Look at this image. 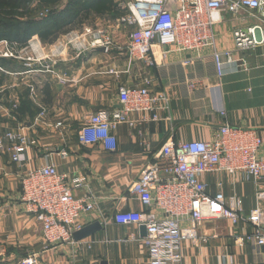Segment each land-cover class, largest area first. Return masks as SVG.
Returning a JSON list of instances; mask_svg holds the SVG:
<instances>
[{
	"label": "crops",
	"instance_id": "crops-1",
	"mask_svg": "<svg viewBox=\"0 0 264 264\" xmlns=\"http://www.w3.org/2000/svg\"><path fill=\"white\" fill-rule=\"evenodd\" d=\"M113 1L120 10L131 0ZM117 10L115 8L118 14ZM79 17L83 18L81 24L76 22L72 32L61 34L63 39L59 37L49 44L33 34L24 46L26 54L31 53L34 59L45 56L47 64L65 83L59 84L48 75L37 73L39 67L35 63L31 64L33 71H27L17 62L5 64L7 69L22 73L12 77L8 84H0V132H14L25 125L23 132L35 145L29 147L28 160L24 164H12L10 153L0 151V264H18L30 254H36L40 264H148L142 227L116 224L113 217L119 212L145 211L127 191L164 143L208 141L219 126L228 124L254 130L263 142L258 157L264 158V45L233 51L232 59L238 62L225 66L222 80L213 75L211 49L203 51V61H196L190 67H182L179 63L189 56L170 53L164 58L159 47L154 49L158 68L128 64L124 48L128 37L119 42L111 35L114 49L109 53L93 50L77 58L75 53L62 57L68 54L63 46L71 33L86 35L89 30L92 34L81 38L88 44L97 30L109 36V27L115 35L128 28L118 23L123 19L120 16L102 17L92 10L88 19L83 15ZM255 24L264 28V20L257 12L243 11L236 16L223 13L213 26L217 50H233L232 32ZM47 50L50 54H46ZM191 57H195L194 54ZM143 74L152 80L151 90H164L169 96V108L161 113V120L142 123L140 115H130L132 124L122 123L113 132L116 148L112 151L105 150L99 143L79 144L77 134L81 125L97 111L118 109V89L140 86ZM186 76L202 82L192 94L186 93L183 85ZM30 87L34 89L33 94ZM26 89L28 100L37 113L32 120L22 122L12 115L8 105L12 102L18 107ZM42 111L44 114L40 116ZM58 122L61 128H55ZM50 164L69 180L86 179L85 185L74 194L77 198L92 197L96 207L91 213H83L77 225L82 228L99 223L102 229L97 234L77 243L72 241L46 248L40 225L20 202L19 179L31 169ZM202 179L210 191L220 182L225 195H234L245 214L256 208L252 183L222 174ZM262 205L264 207V200ZM182 226L193 227L187 221ZM248 231L247 224L236 228L226 220L196 226L195 237L183 243L182 264H264V247L239 245L236 240Z\"/></svg>",
	"mask_w": 264,
	"mask_h": 264
},
{
	"label": "built area",
	"instance_id": "built-area-1",
	"mask_svg": "<svg viewBox=\"0 0 264 264\" xmlns=\"http://www.w3.org/2000/svg\"><path fill=\"white\" fill-rule=\"evenodd\" d=\"M121 8L127 10V15L118 23L132 27L124 45L128 64L158 68L154 49L159 47L164 58L170 53L189 56L179 63L182 67H190L196 61H203V51L211 49L209 58L213 75L222 80L225 66L238 62L232 59L233 51H247L264 45V28L259 24L235 29L232 32L234 49L223 52L217 50L213 32V26L223 13L236 16L243 11L257 12L264 20V0H131ZM85 33H71L64 43V46H72L75 58L97 47L104 48L105 53L114 49V40L106 32L95 31L88 44L81 38L92 33L89 30ZM15 45L0 41V58L18 59ZM191 54L195 57L190 58ZM32 63L38 65L37 73L48 75L59 84L65 83L47 64L45 56L28 57L24 65L27 71H33ZM0 72L9 75L1 67ZM19 75L13 73V76ZM141 80L140 86L118 89V109L97 111L81 125L77 134L79 144L99 143L105 150L112 151L116 148L113 132L122 123L131 125L130 115H140L142 123L161 120V113L169 108V96L164 90H151L152 80L148 75L143 74ZM201 84L200 79L188 76L183 82L188 94L199 89ZM30 92H34L31 87ZM16 108L17 105L11 103L10 110ZM43 114L44 111L39 115ZM61 127V122L55 124V128ZM24 128L25 125L14 132H0V151L10 153L12 164L26 163L29 147L35 145L34 140L23 132ZM262 145L254 130L228 124L219 126L208 141L164 143L127 191L145 211L116 213L113 222L146 228L143 243L148 264H182L184 241L195 237L196 226L214 220L229 221L236 228L247 224L250 231L236 238L239 245L264 247V158L258 157ZM211 174L228 175L252 183L256 208L245 214L234 195H225L220 182L210 191L202 178ZM19 181L20 202L40 225L46 248L71 243L73 234L82 229L77 225L81 215L95 210L92 197L77 198L74 194L85 185L86 179L69 180L65 174H58L53 164L31 169ZM186 221L193 225L192 229L183 228ZM18 264L40 263L36 254H30Z\"/></svg>",
	"mask_w": 264,
	"mask_h": 264
},
{
	"label": "trees",
	"instance_id": "trees-1",
	"mask_svg": "<svg viewBox=\"0 0 264 264\" xmlns=\"http://www.w3.org/2000/svg\"><path fill=\"white\" fill-rule=\"evenodd\" d=\"M30 1L32 0H0V41L6 40L19 47H24L33 34H37L42 41L51 44L61 34H67L73 30L77 23L81 24L83 18L81 19L79 16L83 15L88 19L92 10L98 16L107 18L108 16L124 18L127 15L126 9L117 10L118 7L113 0H33L37 2L39 9L38 12H35L36 14L33 13L32 7L29 5ZM21 6L24 12L19 13L17 10ZM115 8L119 11L118 14ZM80 12L81 14L78 15ZM7 61L0 59V65L5 66ZM28 95V90L21 94L20 105L13 109L12 113L17 120L22 122L32 120L37 113L31 100H28ZM8 106L11 108V105Z\"/></svg>",
	"mask_w": 264,
	"mask_h": 264
},
{
	"label": "rangeland",
	"instance_id": "rangeland-1",
	"mask_svg": "<svg viewBox=\"0 0 264 264\" xmlns=\"http://www.w3.org/2000/svg\"><path fill=\"white\" fill-rule=\"evenodd\" d=\"M62 1H64V0H62ZM31 7H32V11H33V13H35V12H38L39 11V9L37 8V2H35V1H30V4H29ZM17 12H19V13H21V12H24V9H23V7L21 6V7H19V9L17 10ZM36 14V13H35ZM34 15V14H33ZM87 25H89L88 23H86ZM87 27H91V26H87ZM102 28H104L103 26H101ZM100 27V28H101ZM105 29V28H104ZM132 29V27H129L128 26V28H126L125 30H123L122 32H120V31H118L119 32V35L117 34V35H115L116 33H114L111 29H110V27L109 28H107V30H108V32H109V34H110V36L112 35L113 36V38H114V40L115 41H123L124 42V40L128 37V35H129V33L131 32L130 30ZM66 30H67V27H66ZM70 32H72V31H69L68 33H70ZM64 37L62 36V37H60V39H63ZM1 41H3V40H1ZM6 41V40H5ZM8 42V41H7ZM8 43H10V42H8ZM10 44H12V42L10 43ZM65 47V49L66 50H68V54H65L64 56H62V57H69V55H72V53H74L73 51V49H72V46H63V48ZM14 51H16V54H15V56H18L19 58L18 59H16V58H12V59H9L8 60V62L9 63H12V62H17L18 63V65L19 66H22V64L23 65H25L26 64V60L28 59V57H31L32 56V54L30 53V55H27L26 54V51H25V47H19V46H17V45H15V47H14ZM46 54H50V52L47 50L46 51ZM1 59V58H0ZM21 64V65H20ZM0 67L1 68H3L9 75H7V74H4V73H2V72H0V79H1V82L2 83H0V84H8L9 82H10V80L12 79V77H18V76H13V73L14 72H17V71H15V70H13V68L12 69H7V67L6 66H2V65H0ZM26 68V67H25ZM27 70V69H26ZM17 73H22V72H17ZM1 75H3V77H1ZM7 87V86H6ZM27 90V89H26ZM6 92H7V88H6V90H5ZM11 93L13 92V89L11 88L10 90H9ZM11 103L12 102H10V105H11ZM12 122H13V120H12Z\"/></svg>",
	"mask_w": 264,
	"mask_h": 264
},
{
	"label": "water",
	"instance_id": "water-1",
	"mask_svg": "<svg viewBox=\"0 0 264 264\" xmlns=\"http://www.w3.org/2000/svg\"><path fill=\"white\" fill-rule=\"evenodd\" d=\"M94 50L105 52V49L101 48V47L94 48ZM26 125L29 126L30 124H26ZM101 229L102 228H101L99 223H93V224H90L88 226H84V227H82V229L80 231L75 232L73 234L72 239L76 243L80 242L85 238H88V237H91V236L97 234ZM142 230L144 231V235H146V228L142 227Z\"/></svg>",
	"mask_w": 264,
	"mask_h": 264
}]
</instances>
